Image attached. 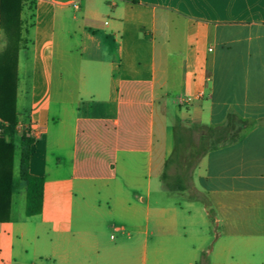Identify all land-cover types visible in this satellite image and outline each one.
Returning a JSON list of instances; mask_svg holds the SVG:
<instances>
[{
    "label": "crops",
    "instance_id": "1",
    "mask_svg": "<svg viewBox=\"0 0 264 264\" xmlns=\"http://www.w3.org/2000/svg\"><path fill=\"white\" fill-rule=\"evenodd\" d=\"M34 2L15 164L27 132L43 208L27 217L14 177L0 264H133L128 230L169 264H264V0ZM230 116L239 139L166 189L177 131Z\"/></svg>",
    "mask_w": 264,
    "mask_h": 264
},
{
    "label": "trees",
    "instance_id": "2",
    "mask_svg": "<svg viewBox=\"0 0 264 264\" xmlns=\"http://www.w3.org/2000/svg\"><path fill=\"white\" fill-rule=\"evenodd\" d=\"M34 0H0V31L3 46L0 51V224L10 221L11 200L15 189L14 164L17 127L20 116L17 113L18 63L20 52L28 44L29 24L23 18L26 10L33 19ZM243 124L235 116L229 117V124L221 128L181 127L176 134V145L172 158L161 178L166 189L184 190L186 171L208 151L220 145L232 144L239 139V131L231 134L235 124ZM198 132L195 142L194 134ZM210 143L207 148L205 144ZM33 140L24 132L20 135L19 177L26 184V215L35 217L41 214L45 181L29 173V161ZM190 150L192 152L188 153ZM194 162V163H193ZM176 166L181 172L175 175L176 184H170L172 176L168 170ZM183 171V172H182Z\"/></svg>",
    "mask_w": 264,
    "mask_h": 264
},
{
    "label": "rangeland",
    "instance_id": "3",
    "mask_svg": "<svg viewBox=\"0 0 264 264\" xmlns=\"http://www.w3.org/2000/svg\"><path fill=\"white\" fill-rule=\"evenodd\" d=\"M29 14V12H28ZM28 19V17H27ZM24 65L21 63V68H20V78L21 81L26 79L25 77V71H24ZM25 77V79H24ZM22 116L23 113L21 112ZM195 142L197 141V137H194ZM175 145H176V140H175ZM210 146V143H206L204 145L205 148ZM192 152L190 150L188 153ZM18 153V152H17ZM194 163V162H193ZM196 165L195 163L189 168L186 173H187V180H185L184 185L186 187H190L192 185V181L194 178L195 170H196ZM180 173L181 171L177 169V167L174 165L169 168L168 173L172 176V181H170V184H176L175 182V175L177 173ZM183 172V171H182ZM14 177H15V182L18 184L19 188L21 186H24V182H22L19 179V158L17 156L16 158V164H15V170H14ZM127 233H130V238H131V244H132V249L130 252V258L132 260L133 264H142L144 259H146L147 264H155L156 261H159L160 264H169L172 262V256L168 254H159L157 251V245H156V238L153 237L152 235H149L147 242L145 243L144 236H134V234L131 232V230H128ZM112 237L118 241V239H128V235H121L117 232H114L113 230H108L106 236L103 239V242L106 245H109L110 243L113 242Z\"/></svg>",
    "mask_w": 264,
    "mask_h": 264
},
{
    "label": "built area",
    "instance_id": "4",
    "mask_svg": "<svg viewBox=\"0 0 264 264\" xmlns=\"http://www.w3.org/2000/svg\"><path fill=\"white\" fill-rule=\"evenodd\" d=\"M75 8H77V6L75 5ZM0 132H1V130H0Z\"/></svg>",
    "mask_w": 264,
    "mask_h": 264
}]
</instances>
